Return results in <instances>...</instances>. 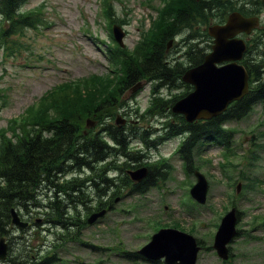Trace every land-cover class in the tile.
<instances>
[{
	"label": "rangeland",
	"instance_id": "obj_1",
	"mask_svg": "<svg viewBox=\"0 0 264 264\" xmlns=\"http://www.w3.org/2000/svg\"><path fill=\"white\" fill-rule=\"evenodd\" d=\"M103 3L110 6L111 18L121 26L123 48L130 50V54L153 29L157 10L165 4L162 0H29L19 12L37 10V26L16 34H11L0 17V28L3 25L0 33V136L3 139L23 137V129L15 126L26 120L25 112L29 108L38 106L39 99L58 86L80 81L83 84L91 75L110 76L117 82L120 71L110 61L115 43L110 38L112 26L104 17ZM263 17L250 43L247 42L252 48L249 57L256 55V65L264 60V35L254 42L260 36L258 32L264 31ZM211 25L201 29L207 34ZM177 39L167 49L171 60L184 46L180 42L182 37ZM125 84L120 83L119 101L104 105L102 113L87 118L89 126L95 124V120L108 124L119 121L118 125L125 127L124 130L133 129L137 134L147 130L157 133L163 120L161 115L150 111L151 84L145 79L130 89H125ZM134 89H138L135 92L138 94L132 97ZM190 91L191 88H183L176 94L186 92L185 97ZM165 94L171 99L174 92ZM93 128L103 126L95 124ZM222 129L229 132L228 147L204 143L199 154H193L191 169L175 156L180 137H166L159 132L154 136L157 140L154 151L133 142L131 150L146 156V160L141 157L140 162L144 160L153 165L161 159L167 160L162 162L166 167L155 172L157 175L166 173L165 179L142 195L131 194L129 187L124 189L113 202L112 212H106L95 224L86 223L95 213L94 206L82 207L80 213L72 211L73 222L78 226H71L67 231L57 229L56 221L49 217L44 222L42 209L32 207L25 211L14 207L28 227L22 231L11 225L14 229L9 228V233L1 236L6 238L9 249L7 260L0 264H13L12 260L20 253L30 250H33L32 255L37 251L35 258L37 253L43 256L54 252L59 259L54 264H148L127 260L122 252H136L160 229H175L199 240L202 249L196 264H264V103H257L245 119L227 122ZM122 169L123 172L132 170L130 167ZM194 170L203 174L209 184L204 205H198L190 196L196 183ZM43 200H40L42 205L46 204ZM232 207L241 213L236 222L240 233L229 245L231 259L222 262L211 246L221 218ZM67 232L72 240L65 238Z\"/></svg>",
	"mask_w": 264,
	"mask_h": 264
},
{
	"label": "trees",
	"instance_id": "obj_2",
	"mask_svg": "<svg viewBox=\"0 0 264 264\" xmlns=\"http://www.w3.org/2000/svg\"><path fill=\"white\" fill-rule=\"evenodd\" d=\"M162 1L165 4L157 10V19L152 21L153 29L134 49L133 54L115 45L117 50L113 52L112 62L113 66L120 71L116 76L117 82H114V78L110 76L91 75L83 84L82 81L68 86L62 84L54 92L39 99L38 106L41 105L40 107L36 106L34 110L29 108L25 112L26 120L15 126L23 129L21 132L23 137L6 140L0 136V237L9 233V228L14 229L11 226V209L14 207L25 211L32 207L39 208L45 212L44 222H47L49 217L54 219L56 221L54 224L58 226L75 225L72 211L77 213L78 204L87 206L86 196L81 198L77 194L74 197L69 196L66 201L68 206L72 205V209L67 210L64 208L65 204L60 201L54 199L49 201L36 193L40 182L49 176L50 164L56 166L64 158L68 164L65 173L84 169L85 172L88 170L98 174L96 164L100 163L101 176H99L105 187L110 182L104 178L107 171H113L119 176V173L124 171L122 167L135 168L142 165L139 161L141 154L138 151L135 153L128 151L129 140L127 138L129 135L126 131L113 126L112 130L106 133L113 143V147H109L96 133L90 136L82 134L85 119L93 118L96 113H102L104 105L111 106L119 101L120 83L122 84L123 81L126 82L123 87L129 89L145 79L153 83V93L154 89L161 85L184 87L180 81L181 76L186 70L200 65L206 51L210 48L211 39L207 36L206 30H202L204 26L224 22L227 15L233 11H238L244 16H259L264 11L261 0ZM27 2L28 0H0V15L11 34H16L25 28H36L39 13L37 10L19 12ZM103 4L104 17L109 20L111 26L114 24L120 26L111 18L110 6ZM1 30L0 28V33H2ZM261 35L264 33L261 32ZM179 36L182 37L180 42L184 45L181 55L185 59L181 62L178 59L171 60L167 56L168 42ZM249 53H251V47ZM247 62L250 63L246 58L243 65L250 75V92L239 102L232 103L222 115L210 121L187 124L181 116L174 115L170 111V107L179 97L168 102L152 98L150 105L152 113L162 115L166 112L177 121L176 124L169 122L166 124V129H169L171 134L187 132L178 153L188 169L192 168L193 154L195 152L199 154L204 143H213L227 148L226 141L229 132H224L222 126L227 122L243 120L253 105L264 102V60L257 65L253 63L252 66ZM185 87L188 88V86ZM50 111L53 114H49ZM45 129L54 134L53 139L40 137ZM140 135L143 137L142 133ZM141 136L138 137L143 140ZM165 167L162 163L152 166L151 176L138 184L130 183L125 174L118 178V182L123 189L131 184L132 194H143L155 187L157 180L165 179L166 173L160 172L159 175L155 173ZM66 187L69 192L73 189L78 192V179L70 180ZM41 199H44L46 204L42 205ZM239 215L240 212L237 211V217ZM63 230L67 231L68 228L64 227ZM68 234L67 232L65 238L72 240ZM197 242L201 244L199 240ZM32 251L20 253V256L12 260V263L54 264L59 260L54 252H48L43 256L37 253V258H35L37 251H34L33 255ZM122 256L130 261L147 262L136 252L123 251Z\"/></svg>",
	"mask_w": 264,
	"mask_h": 264
},
{
	"label": "water",
	"instance_id": "obj_3",
	"mask_svg": "<svg viewBox=\"0 0 264 264\" xmlns=\"http://www.w3.org/2000/svg\"><path fill=\"white\" fill-rule=\"evenodd\" d=\"M264 7V0H262ZM258 17H243L237 12L229 14L225 24L208 27V36L213 39L211 52L207 54L203 63L186 71L182 76L185 84L194 89L186 97L177 101L171 111L179 114L191 123L194 120H210L222 114L227 106L240 100L248 92V75L242 66L236 62L242 59L246 51L245 44L236 36L244 33L250 34L258 27ZM114 37L119 44L123 34L117 27H113ZM171 42H169L170 44ZM228 62L218 67L217 65ZM129 177L140 182L147 174L145 168L128 171ZM196 184L190 190L191 197L198 203L204 204L208 190L205 177L198 171L194 172ZM238 191L240 185L237 186ZM105 211L93 214L88 224H93L103 217ZM11 223L18 228H26L27 223L20 220L14 209H11ZM236 212L232 209L221 220L215 233L213 246L217 256L226 261L229 258L227 245L233 240L237 232ZM196 239L191 235L175 229H160L152 235L148 244L142 247L138 254L149 261L163 260L165 264H196L198 252ZM7 257V244L0 238V261Z\"/></svg>",
	"mask_w": 264,
	"mask_h": 264
},
{
	"label": "flooded vegetation",
	"instance_id": "obj_4",
	"mask_svg": "<svg viewBox=\"0 0 264 264\" xmlns=\"http://www.w3.org/2000/svg\"><path fill=\"white\" fill-rule=\"evenodd\" d=\"M175 90H176L175 93L177 91H180L177 89ZM167 91H169L170 93L171 90L167 89L166 93ZM165 97L167 100H170V101L172 100V98L168 99L166 94H165ZM163 121L164 122L160 124V128L158 129L157 133L152 134L153 137L157 135L159 132H161V129H165L166 124L168 122L173 123V124L177 122L175 121V118H170V117L163 119ZM93 123H95L97 127L103 126V128H100L101 130L94 129V131H96L95 133L98 135V137H100L101 139H104L107 142L106 144L107 146L111 147L110 145H113V143L112 141L109 140L110 138L106 135V133L112 130L113 126H115L114 125L115 122L114 124H108L107 122L104 123V122H101L100 120H95ZM124 124L128 125L125 121H124ZM119 128H121L123 131H126V133L129 135V137L127 138V140H129L128 144L131 143L130 141L131 139L133 140V142L139 141L141 144H144V145H153L155 143V140H152L151 138L141 140L136 134V131H133V129L132 131L128 129L124 130L125 127L123 126H119ZM146 132L147 134H150L151 131L147 130ZM84 135L86 134L84 133ZM46 136L47 138L53 139L54 134L52 132H48V135L46 134ZM62 157H64V155H62ZM66 162L67 160L63 158L61 161L58 162V164H56V166H53V164L49 165L51 168L49 176H48L49 178L40 182V184L37 187L36 193L49 199V201L53 199L60 201L62 204H65L64 206H65V209L67 210L72 209L70 206L67 205V201H66V199L69 196H74L76 194L79 195V198H81L82 196H86L88 198V202L90 203V205L94 206L92 210L93 212H97L102 209L107 211V213L112 212L113 204H114L113 202L116 201V198L118 197V195L120 196L124 190H122L123 188L120 187V191L117 193V184L115 180L109 177L108 174L107 175L105 174V177H104L106 180L110 181L108 186L105 187L104 185H102L101 183L102 179L100 177L101 176L100 175L101 164L100 163L96 164V169L99 171L98 174H94V172L89 171V173H87L86 175L84 171L82 170L77 172V175L75 178L78 179L79 191L75 192L73 189L72 192H69L66 187L69 183V176L68 174L64 173L65 168L68 165L66 164ZM147 168H148L147 169L148 173H147L146 178L151 176V167L147 166ZM40 190H44V192ZM77 207L78 208L76 211L77 213H80L81 208L83 206L78 204Z\"/></svg>",
	"mask_w": 264,
	"mask_h": 264
},
{
	"label": "bare ground",
	"instance_id": "obj_5",
	"mask_svg": "<svg viewBox=\"0 0 264 264\" xmlns=\"http://www.w3.org/2000/svg\"><path fill=\"white\" fill-rule=\"evenodd\" d=\"M40 195V194H39ZM74 197V196H73ZM80 200V199H79ZM83 202V201H82ZM71 207H72V205H71ZM65 208V207H64ZM53 217V216H52Z\"/></svg>",
	"mask_w": 264,
	"mask_h": 264
}]
</instances>
